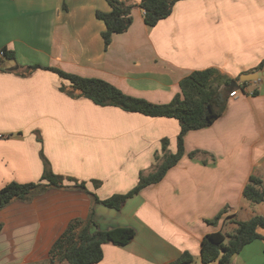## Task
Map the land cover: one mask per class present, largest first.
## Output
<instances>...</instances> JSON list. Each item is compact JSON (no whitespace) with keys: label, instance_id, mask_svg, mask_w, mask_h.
<instances>
[{"label":"crops","instance_id":"1","mask_svg":"<svg viewBox=\"0 0 264 264\" xmlns=\"http://www.w3.org/2000/svg\"><path fill=\"white\" fill-rule=\"evenodd\" d=\"M124 1L135 4L133 23L114 34L106 50V25L96 13L110 11L107 0H0V51L14 52L17 70L40 66L28 76L11 67L0 70V189L12 181H39L46 158L55 173L85 181L104 199L128 192L142 170L153 169L163 139L169 140V152L177 150V119L72 97L48 67L169 103L194 71L217 68L243 85L241 76L256 73L252 70L264 60V0H179L154 27L145 23L141 0ZM258 72L264 76V69ZM261 77L230 98L213 125L188 132L182 159L121 209L94 204L85 191L51 188L0 210V264L48 259L68 223L86 219L92 207L96 223L104 217L107 230H136L125 246L105 244L104 258L96 264H172L184 253L205 264L204 237L244 220L246 184L253 174L264 183ZM254 84L255 95L249 89ZM193 151H198L194 158ZM93 180L101 186L95 188ZM258 232L263 238L230 264H264V227Z\"/></svg>","mask_w":264,"mask_h":264},{"label":"trees","instance_id":"2","mask_svg":"<svg viewBox=\"0 0 264 264\" xmlns=\"http://www.w3.org/2000/svg\"><path fill=\"white\" fill-rule=\"evenodd\" d=\"M110 11H97L96 16L105 22L106 29L102 36L105 49L112 42L113 35L126 32L133 23L132 11L135 4L124 0H107ZM179 0H141L139 6L144 10L145 23L154 27L168 18ZM4 55H0V63L14 60L15 54L4 48ZM40 66H30L26 70H16L23 76L30 75ZM47 69L56 72L63 82L60 89L72 97H86L99 106H115L128 112L141 113L150 117L175 118L180 123L176 152H169V140L163 139L162 153L156 155L153 170L147 174L140 173L135 187L126 193H116L102 199L92 192L85 181L73 177H65L53 171L50 162L45 158V169L39 181L19 183L12 181L0 189V210L15 201H27L36 195L43 194L51 188L81 190L88 193L94 204H104L108 207L120 209L125 202L140 193L149 185L159 183L184 156L185 137L188 132L207 128L215 123L226 111L230 99V92L226 91L233 78L217 68L197 70L182 79L181 92L176 94L169 103H154L145 98L125 94L118 87L100 78H88L66 72L55 67ZM264 69V60L252 70L258 72ZM7 70V68H0ZM249 81H243L244 92ZM257 90L253 91V95ZM39 140L41 137L38 136ZM198 151L190 156L194 158ZM94 187L99 188L100 180H93ZM264 183L261 177L253 174L244 188V197L253 203L264 202ZM220 218L217 216L214 220ZM214 220H208L213 222ZM236 231H217L207 234L202 240L201 259L205 264L218 261L220 264H230L233 257L239 254L247 245L263 236L258 232L264 227V216L254 215L249 220H234ZM96 225L95 210L92 207L89 216L84 219L73 218L66 229L56 239L49 250L48 264H96L104 258L105 244L116 246L129 244L136 236V230L131 227H115L108 230L93 229ZM1 231V226H0ZM193 257L184 253L172 264L192 262Z\"/></svg>","mask_w":264,"mask_h":264},{"label":"rangeland","instance_id":"3","mask_svg":"<svg viewBox=\"0 0 264 264\" xmlns=\"http://www.w3.org/2000/svg\"><path fill=\"white\" fill-rule=\"evenodd\" d=\"M13 65L15 67L18 66L17 63H16V57H15L14 60H5L3 63H0V68H8V67H12ZM23 67L21 68V70L26 68V67H24V68ZM261 79H264V76H262ZM63 82H66V81L63 80ZM255 87H256V85L254 84V86L250 87L249 89L251 91H254V90H256V89H254ZM155 163H156V155H155ZM152 170L147 171L146 169H144V170L141 171V173L147 174L148 172H151ZM263 175H264V170H263ZM93 186H94V183H93ZM263 187H264V185H263ZM103 205L104 204H102V206ZM104 206H106V205H104ZM243 208H244V210H246V212L241 217L244 220H249L251 217H253V215H261V214L264 215V202L256 204V203H253V202H250V201L246 200V198H245L244 202H243ZM99 219H100V223H96V225L93 227V229L107 230V228H106L107 225L105 224L106 219L104 217L103 218L99 217ZM235 220H241V219H235ZM234 223L235 222H231L230 221L228 228L225 229V232L233 234L236 231V229H237V225L234 224ZM28 264H48V260L45 259V260H41V262H39V263L35 262V263H28ZM185 264H195V262L192 261L190 263H185Z\"/></svg>","mask_w":264,"mask_h":264},{"label":"water","instance_id":"4","mask_svg":"<svg viewBox=\"0 0 264 264\" xmlns=\"http://www.w3.org/2000/svg\"><path fill=\"white\" fill-rule=\"evenodd\" d=\"M19 67H11V70H17ZM261 76H263V72H256V73H245L241 76V81H252V80H257ZM240 87L239 82L234 80L231 82V84L226 87V91L232 92L234 89Z\"/></svg>","mask_w":264,"mask_h":264},{"label":"built area","instance_id":"5","mask_svg":"<svg viewBox=\"0 0 264 264\" xmlns=\"http://www.w3.org/2000/svg\"><path fill=\"white\" fill-rule=\"evenodd\" d=\"M5 53L3 50L0 51V55L3 56ZM244 92V85H240V87L234 89L232 92H230L231 98H237L241 93ZM253 94V93H251Z\"/></svg>","mask_w":264,"mask_h":264}]
</instances>
